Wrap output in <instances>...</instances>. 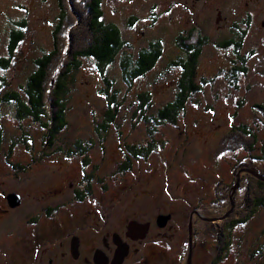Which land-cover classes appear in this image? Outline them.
I'll use <instances>...</instances> for the list:
<instances>
[{
  "label": "rangeland",
  "instance_id": "1",
  "mask_svg": "<svg viewBox=\"0 0 264 264\" xmlns=\"http://www.w3.org/2000/svg\"><path fill=\"white\" fill-rule=\"evenodd\" d=\"M102 3L104 21L122 30L125 53L136 57L150 42L160 40L164 45L160 62L133 86L126 84L119 58L108 67L122 104L108 132L98 128L108 103L102 92L106 85L92 59L83 60L69 79L70 124L53 139L54 145L47 143L41 124L19 118L14 104L3 103L0 206L12 191L26 200L43 199L46 206L66 203L61 209L72 211L75 230L90 233L101 216L113 229L131 219L151 221L152 236L158 235L157 247L169 253L164 256L169 264L188 256L193 215L196 264H264V206L245 222H234L243 215L247 185L264 173V115L254 108L264 103V0ZM59 4V0H0V56L12 60L9 68L0 67L5 91L24 95L35 60L52 48ZM69 5L77 16L71 0ZM20 28L24 39L10 57L12 31ZM191 29L208 38L197 70L202 88L176 124L146 120L139 97L151 94L148 117L174 99L181 70L170 63L182 55L179 36ZM231 37L242 38L238 53L246 62L238 58L235 48L220 46ZM237 124L255 129L256 150L218 157L220 140ZM130 149L148 152L135 158ZM85 186L90 194L84 201H75L74 194L84 193ZM161 214L171 215L169 228L156 225ZM219 238H226L228 244L217 259ZM149 251L142 245V253Z\"/></svg>",
  "mask_w": 264,
  "mask_h": 264
},
{
  "label": "trees",
  "instance_id": "2",
  "mask_svg": "<svg viewBox=\"0 0 264 264\" xmlns=\"http://www.w3.org/2000/svg\"><path fill=\"white\" fill-rule=\"evenodd\" d=\"M75 11H72L69 0H59V15L53 30V45L50 51L35 60V68L27 79L24 95L15 91H5L7 83L0 78V109L3 103H12L17 108L19 118H30L42 125L47 131V143L54 145L53 139L69 127V93L70 82L74 72L78 71L83 60L92 59L101 73L106 87L102 90L107 99V110L99 130L108 132L120 113L121 102L114 83L107 75V69L120 59V67L125 82L133 86L135 81L147 75L160 62L164 54L162 41H153L139 51L136 57L128 55L123 50L126 41L121 28L114 23L104 21L102 0H71ZM135 18H132L134 21ZM24 28L26 25L22 23ZM24 28L14 29L9 46L10 57H14L19 44L24 39ZM72 40L70 41V35ZM242 38L231 37L221 42V47H232L237 51L242 48ZM208 38L198 29H191L180 35L178 44L182 55L170 64L178 67L181 75L178 80L177 92L173 100L161 107L155 115L146 116L151 104V94L140 95L139 110L146 120L151 119L160 124H176L185 112L192 96L201 90L197 82V70L204 46ZM242 62L246 60L239 55ZM12 65L11 58L0 56V67L7 69ZM246 68H242L245 71ZM116 92V94H114ZM255 110L264 115V103L256 104ZM148 118V119H147ZM264 122V118L261 119ZM2 141L0 131V142ZM259 137L255 129L247 124H237L220 140L218 157L224 154L242 151L252 153L256 150ZM80 150H83L77 145ZM75 152V151H74ZM148 150L130 149L135 158L144 155ZM261 173V172H260ZM255 177L247 185L243 215L236 223L245 222L257 209L264 206V173ZM253 179V178H252ZM233 216V215H232ZM226 218V217H225ZM227 219V218H226ZM231 219V217H230ZM232 227L234 223L230 221ZM222 233V232H221ZM194 237V235H193ZM217 259L226 249L228 240L219 238Z\"/></svg>",
  "mask_w": 264,
  "mask_h": 264
},
{
  "label": "flooded vegetation",
  "instance_id": "3",
  "mask_svg": "<svg viewBox=\"0 0 264 264\" xmlns=\"http://www.w3.org/2000/svg\"><path fill=\"white\" fill-rule=\"evenodd\" d=\"M88 188L85 186L84 193L76 192L75 201H84L82 198L90 194ZM10 194L21 196L20 205L11 206ZM3 198L0 264H169L164 257L169 253L165 248L159 250L158 235L152 236L151 221L131 219L123 222L121 228L113 229L107 217L101 216L94 226L95 231L90 233L84 228L75 230L72 211L61 209L66 203L46 206L43 199L26 200L17 191ZM24 207L22 214L17 215ZM162 215L165 214L156 218V225L159 229L169 228V224L160 226L158 219ZM142 245L150 251L142 253ZM189 251L188 248L187 258L182 255L173 259L172 264H188ZM191 264H196L193 257Z\"/></svg>",
  "mask_w": 264,
  "mask_h": 264
},
{
  "label": "water",
  "instance_id": "4",
  "mask_svg": "<svg viewBox=\"0 0 264 264\" xmlns=\"http://www.w3.org/2000/svg\"><path fill=\"white\" fill-rule=\"evenodd\" d=\"M8 200L10 201L12 207H16V206L20 205V203H21V196L18 194H10L8 196ZM233 207H234V204H233ZM228 214H229V212L226 215H228ZM170 219H171L170 214H165V215L160 216L158 219L160 226H162V227L166 226L168 224V222L170 221ZM189 232H190V245H189L190 246V253H189L188 264H191L192 240H193V238H192L193 237V215H192V219H191L190 224H189ZM126 254H127V252H126ZM126 254H125V256H126Z\"/></svg>",
  "mask_w": 264,
  "mask_h": 264
}]
</instances>
